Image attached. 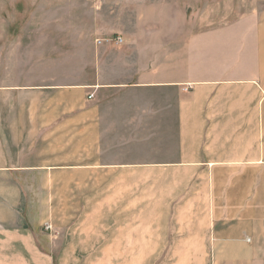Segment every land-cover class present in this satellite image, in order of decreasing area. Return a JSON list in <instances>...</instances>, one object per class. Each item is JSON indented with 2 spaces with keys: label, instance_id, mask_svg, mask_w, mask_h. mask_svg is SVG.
<instances>
[{
  "label": "crops",
  "instance_id": "1",
  "mask_svg": "<svg viewBox=\"0 0 264 264\" xmlns=\"http://www.w3.org/2000/svg\"><path fill=\"white\" fill-rule=\"evenodd\" d=\"M154 7L157 23L139 18L122 44L97 47L80 82L0 88V264L169 255L153 245L164 218L138 216L154 204L135 196L138 178L177 176H223L230 194L209 208L239 216H211L208 240L173 255L264 264V0Z\"/></svg>",
  "mask_w": 264,
  "mask_h": 264
},
{
  "label": "rangeland",
  "instance_id": "2",
  "mask_svg": "<svg viewBox=\"0 0 264 264\" xmlns=\"http://www.w3.org/2000/svg\"><path fill=\"white\" fill-rule=\"evenodd\" d=\"M164 1L0 0V88L80 82L83 62L97 57L103 46H114L117 38L133 32L139 18L149 16L151 24L157 23L160 12L154 5ZM106 54L112 56L113 49ZM139 179L135 199L152 201L154 208L137 209V215L144 217L151 213L154 218H164L162 224L154 226L158 231L154 232L153 245L172 250L169 255L158 251L147 264H213L212 257L173 253L182 247L183 241L185 248L194 240L207 241L214 232V226L208 224L211 216H224L226 211H231L232 216L239 213L209 208L215 201L223 204L230 194L224 192L225 178L218 177L216 181L207 176H177L165 178L166 181L158 178L153 187ZM46 181L47 178H41L42 206L49 197ZM233 198L239 200V193L234 192ZM48 211L38 210L42 220ZM44 229L53 231L50 224L44 225ZM61 259L57 258L58 264Z\"/></svg>",
  "mask_w": 264,
  "mask_h": 264
},
{
  "label": "built area",
  "instance_id": "3",
  "mask_svg": "<svg viewBox=\"0 0 264 264\" xmlns=\"http://www.w3.org/2000/svg\"><path fill=\"white\" fill-rule=\"evenodd\" d=\"M122 42H123V40L119 37V38H117V40L115 41V45H120V44H122ZM99 44H101L102 42L100 41V42H98Z\"/></svg>",
  "mask_w": 264,
  "mask_h": 264
}]
</instances>
